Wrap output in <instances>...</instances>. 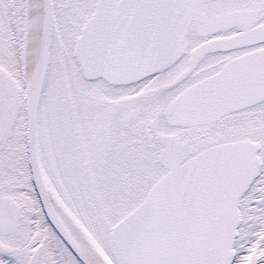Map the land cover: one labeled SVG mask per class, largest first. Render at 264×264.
<instances>
[{"label":"snow or ice","instance_id":"obj_1","mask_svg":"<svg viewBox=\"0 0 264 264\" xmlns=\"http://www.w3.org/2000/svg\"><path fill=\"white\" fill-rule=\"evenodd\" d=\"M0 264H264V0H0Z\"/></svg>","mask_w":264,"mask_h":264}]
</instances>
